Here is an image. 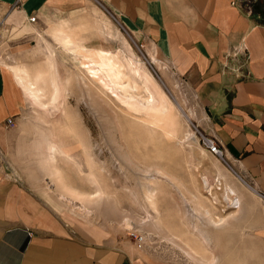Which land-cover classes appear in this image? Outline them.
Here are the masks:
<instances>
[{
    "label": "rangeland",
    "instance_id": "obj_1",
    "mask_svg": "<svg viewBox=\"0 0 264 264\" xmlns=\"http://www.w3.org/2000/svg\"><path fill=\"white\" fill-rule=\"evenodd\" d=\"M102 3L107 7L102 0H61L29 14L28 25L6 20L0 41L7 84L14 67L30 69L20 83L22 109L6 124L11 143L0 167L57 216L69 240L32 264H99L102 254L115 264H264V199L206 147L204 113L185 75L150 63L154 49ZM50 20L57 21L52 30ZM64 20L84 25L73 35ZM61 33L87 48L67 52L56 38ZM39 135L51 177L39 164ZM60 142L73 159L49 155L46 146ZM66 185L86 198L66 194ZM27 230L31 238L34 230ZM134 232L145 233L142 247Z\"/></svg>",
    "mask_w": 264,
    "mask_h": 264
},
{
    "label": "crops",
    "instance_id": "obj_2",
    "mask_svg": "<svg viewBox=\"0 0 264 264\" xmlns=\"http://www.w3.org/2000/svg\"><path fill=\"white\" fill-rule=\"evenodd\" d=\"M59 1L23 0L16 5V0H0V20L28 25L29 14L40 15ZM102 1L124 29L154 49L151 62L185 75L204 113L203 126L225 148L224 159L255 191L264 193V0ZM64 21L72 26V34L73 27L84 25ZM55 22L49 21L51 30ZM56 38L69 53L87 48L69 34ZM23 69L28 72L29 67H14L7 84L0 65V160L11 143L6 119L18 114L25 101L19 78ZM43 127L48 126L39 129ZM35 144L43 174L54 175L43 167L42 136H36ZM3 171L0 167V264H32L48 251L65 248L69 240L57 216L41 209L26 187L11 182ZM28 228L34 230L31 238ZM261 236L264 239V232ZM98 256L99 264H115L107 255Z\"/></svg>",
    "mask_w": 264,
    "mask_h": 264
},
{
    "label": "bare ground",
    "instance_id": "obj_3",
    "mask_svg": "<svg viewBox=\"0 0 264 264\" xmlns=\"http://www.w3.org/2000/svg\"><path fill=\"white\" fill-rule=\"evenodd\" d=\"M52 51V50H51ZM18 71H21V69L20 70H18ZM23 72H24V75H20L19 76V78H20V81L22 82L26 77H28L29 76V74H28V72L25 70V69H23ZM43 73H40L39 74V76L38 77H40L41 75H42ZM162 80V79H161ZM163 82V81H162ZM56 87V86H55ZM57 88V87H56ZM39 90L40 89H37L36 90V92L35 93H33V95L34 96H37L38 95V92H39ZM60 93V92H59ZM39 94H41L40 92H39ZM54 94H55V92H54ZM175 99V98H174ZM175 101H176V99H175ZM176 103H177V107H178V110L182 113V115L185 117V119H187L188 121H191V117H190V114H188L184 109H183V107L176 101ZM46 149L47 150H49L50 151V153H49V155H51V157L52 158H55V156L57 155V154H60V155H62V156H64V157H66V158H68V159H73L72 158V156H71V154H70V148L69 147H67V146H63L62 144H60V143H58V144H53V145H49V146H46ZM49 173V172H48ZM50 174V173H49ZM58 174V173H57ZM60 174V173H59ZM239 176V175H238ZM240 177V176H239ZM242 179V178H241ZM204 180V182H205V184H209V180H208V178H204L203 179ZM59 181V180H58ZM65 193L67 194H71V195H74L75 197L77 196V197H80V198H86V195L85 194H83V193H80V192H78V191H76V190H74V189H71V188H69V186L68 185H66L65 186ZM226 192H227V198H229V199H233V196L232 195H237L236 194V190L233 188V187H229L227 190H226ZM73 197V196H72ZM235 197V196H234ZM237 198H238V201H239V204H240V206H239V208H241V204H242V199H241V197H238L237 196ZM81 200V199H80ZM83 206V205H82ZM87 211H89L87 208H85ZM85 210V211H86ZM72 211H74V210H72ZM90 212V211H89ZM88 213V212H87ZM82 218V217H81ZM127 220V219H126ZM125 222V221H124ZM130 224H131V222H129ZM128 223V224H129ZM129 227V226H128ZM217 263H218V261H217Z\"/></svg>",
    "mask_w": 264,
    "mask_h": 264
},
{
    "label": "built area",
    "instance_id": "obj_4",
    "mask_svg": "<svg viewBox=\"0 0 264 264\" xmlns=\"http://www.w3.org/2000/svg\"><path fill=\"white\" fill-rule=\"evenodd\" d=\"M22 1L23 0H16L15 4L20 5L22 3ZM36 19H37V15H32L29 18L30 21H36ZM5 32H6L5 21L0 20V41L3 40V38L5 37ZM13 123H14L13 117H8L6 119L7 125H11ZM204 143L210 152L225 158V148L223 145L220 144V142L217 140L216 137L208 134V135L204 136ZM251 187L254 188L253 185H251ZM259 194L264 199V193L259 192ZM29 233H32V231L29 230ZM134 233H135V236L137 238L139 246L142 247L147 242L146 241L147 237H146L145 233H142V232H134Z\"/></svg>",
    "mask_w": 264,
    "mask_h": 264
},
{
    "label": "water",
    "instance_id": "obj_5",
    "mask_svg": "<svg viewBox=\"0 0 264 264\" xmlns=\"http://www.w3.org/2000/svg\"><path fill=\"white\" fill-rule=\"evenodd\" d=\"M147 58V60L151 63V61L149 60V58L148 57H146ZM155 71H156V69H155ZM162 79V78H161ZM162 81H163V79H162ZM164 82V81H163ZM165 83V82H164Z\"/></svg>",
    "mask_w": 264,
    "mask_h": 264
}]
</instances>
